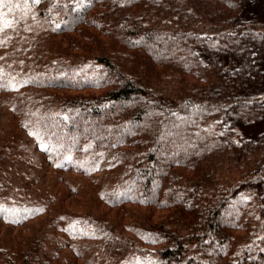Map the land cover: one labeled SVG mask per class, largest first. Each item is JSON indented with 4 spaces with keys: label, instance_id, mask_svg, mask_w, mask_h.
I'll return each instance as SVG.
<instances>
[{
    "label": "trees",
    "instance_id": "16d2710c",
    "mask_svg": "<svg viewBox=\"0 0 264 264\" xmlns=\"http://www.w3.org/2000/svg\"><path fill=\"white\" fill-rule=\"evenodd\" d=\"M0 49V157L55 173L0 264H264V0H3Z\"/></svg>",
    "mask_w": 264,
    "mask_h": 264
},
{
    "label": "rangeland",
    "instance_id": "374dc122",
    "mask_svg": "<svg viewBox=\"0 0 264 264\" xmlns=\"http://www.w3.org/2000/svg\"><path fill=\"white\" fill-rule=\"evenodd\" d=\"M9 120L10 118L6 108L1 107L0 152L2 149V131L7 128ZM33 144V140H30L22 152L15 153L3 160L0 157V200L3 199L5 201H11L15 205L12 206L14 211H18L21 208L20 205L29 207L34 204L39 205L45 203L44 192L48 188V182L52 181V178L55 177V173L53 175L51 172L52 170L46 168L45 160H43L42 157L39 156L38 152L33 149ZM235 174L239 176L238 172ZM68 180L74 187L79 186L81 183H87V181H84L83 179ZM32 183H34V185H31ZM62 187L64 186L62 185ZM244 188L246 197L251 198L252 189L250 186L247 185ZM47 203V209L44 214L48 213L49 215H45V219L42 218L33 220L35 225L42 227L45 231L48 229V225L52 223V220L56 217V215L60 214V210L55 212L54 209L51 208L49 201ZM5 206L7 205L0 202V207ZM101 208H105V205L101 204ZM14 230L17 231L18 228ZM146 253L148 256L154 254V252L149 250L146 251Z\"/></svg>",
    "mask_w": 264,
    "mask_h": 264
},
{
    "label": "snow or ice",
    "instance_id": "6c2138e0",
    "mask_svg": "<svg viewBox=\"0 0 264 264\" xmlns=\"http://www.w3.org/2000/svg\"><path fill=\"white\" fill-rule=\"evenodd\" d=\"M3 3V0H0V4H2Z\"/></svg>",
    "mask_w": 264,
    "mask_h": 264
}]
</instances>
